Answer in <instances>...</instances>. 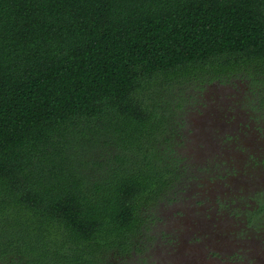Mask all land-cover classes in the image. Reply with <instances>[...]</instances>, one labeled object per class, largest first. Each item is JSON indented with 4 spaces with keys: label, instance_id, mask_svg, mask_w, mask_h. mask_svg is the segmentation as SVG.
<instances>
[{
    "label": "trees",
    "instance_id": "obj_1",
    "mask_svg": "<svg viewBox=\"0 0 264 264\" xmlns=\"http://www.w3.org/2000/svg\"><path fill=\"white\" fill-rule=\"evenodd\" d=\"M214 84L264 119V0H0V264H133Z\"/></svg>",
    "mask_w": 264,
    "mask_h": 264
},
{
    "label": "rangeland",
    "instance_id": "obj_2",
    "mask_svg": "<svg viewBox=\"0 0 264 264\" xmlns=\"http://www.w3.org/2000/svg\"><path fill=\"white\" fill-rule=\"evenodd\" d=\"M241 89L242 91L239 94V92L228 88V86H220L218 84L211 85L207 88L203 104L199 107V110L196 111L192 108L190 112L192 115L190 123L185 126L187 139L183 142L180 151L188 157V167L192 174L205 176L203 167H210L216 163L217 171L221 174L224 172L232 174L234 171V175L237 176L235 177L236 180L234 179L236 183H242L241 180L245 178L243 175L247 173L246 176L248 179L254 180L258 186L255 191L261 192L264 196V182H262L264 180V167L252 172H250L251 170L249 172L242 170L243 168L247 170L251 162L248 154L250 153L249 146L252 144V138L249 135L252 129L250 128L248 131H244L248 135L247 139L238 136L235 144L225 142L222 147L219 146L218 140L212 137V131L217 137L220 135V132H228V128L230 127L228 121L230 119H233L234 122L236 119L244 117L250 123L256 121V113L248 103L247 93L244 88ZM194 102L197 104V100ZM209 133L210 137L207 136ZM222 136L224 137V135ZM237 156L240 160H236ZM255 156L261 160L260 158L263 156L262 151ZM194 164H198V166L200 164L202 165L200 172V167L198 168ZM238 177H240V181L237 180ZM210 185L212 184L209 183L208 179L199 178V180L194 181L189 186V193H187L189 197L185 201L178 205L161 206V216L167 221H156L154 223L153 229L150 232V240L143 244V253L138 255L137 258L135 257L134 260H131L133 264H191L189 262L192 258H195L193 264H219V261L216 259L217 257L224 260L222 264H227L232 261H235L236 264H264L263 261L259 260V255L250 257L248 255L249 253L246 254L248 249L245 246L239 247L238 250L240 252L238 253L240 254L239 256H234V260H231V256L235 253V247L225 253L218 246L214 247L210 243H204L199 247L198 253L191 251V247L198 245L196 242L190 240L189 229H185L182 226L184 220L179 219L176 213L181 212L179 214L198 216L206 211H210L211 204L205 201L206 194H212V187ZM178 193L174 195L175 199L178 197ZM259 197L261 196L259 195ZM198 201L202 203H198ZM247 202L249 203V201ZM231 208L223 204L220 211L228 212ZM251 208H256V202L247 205L245 210H250ZM221 212L212 204V214ZM246 215L244 213L241 215L240 219L243 222ZM235 230L245 233L243 225H237ZM186 233H188V236ZM256 235L252 234L250 240L252 241ZM164 236L166 237L164 238ZM238 244H241V242L238 241ZM247 244L249 243H245L244 245L247 246ZM259 249H261L260 246L255 248L257 253H261V251H258ZM233 251L234 253H232ZM242 255L246 257H241ZM252 255H254V250ZM139 256L145 258L146 263L139 262L137 260ZM210 256H214L212 263H208L207 261ZM262 260H264V257Z\"/></svg>",
    "mask_w": 264,
    "mask_h": 264
},
{
    "label": "flooded vegetation",
    "instance_id": "obj_3",
    "mask_svg": "<svg viewBox=\"0 0 264 264\" xmlns=\"http://www.w3.org/2000/svg\"><path fill=\"white\" fill-rule=\"evenodd\" d=\"M218 85L228 86V88L239 92V94L241 93L240 91H237L231 84ZM262 120L264 119L260 118V115L257 112L256 121L252 123L245 120L244 117H240V119H236L234 122L233 119H230L228 121V124H230V127L228 128L229 131L225 133L220 132V135L218 137L221 138H218L216 135H214L212 131V137L215 140H218L219 146L222 147L225 142H232L235 144L238 140V136L247 139L248 135H246L244 131H248L250 128L252 129V132L249 134L252 138V144L249 146L250 153L248 154L251 162L250 166H248V169L245 170V168H243V171L249 172L251 170L250 172H252L254 170H257L258 168L264 167V121ZM183 130L185 131V127H183ZM222 135H224V137ZM207 136L210 137V133L207 134ZM260 151H262L263 155L260 158L261 160H259L258 157L256 158L255 156ZM236 160H240V158L237 156ZM215 164H212L210 167H203L205 176H196L195 174H192L190 170V177L187 180V186L180 189L178 197L176 199L174 198L175 200L171 204L167 203L166 205H178L181 202L185 201L189 197L187 193H189L188 188L191 183L199 180V178L208 179L209 183L212 184L210 185V187H212V194L207 193L205 201L206 203L211 204L210 211H206L205 213L198 216L179 214L181 212L176 213V215L179 216V219L181 218L184 220L182 226L185 229H189V235L191 237L190 240L196 242L198 245L191 247V251L193 253H198L199 247L204 243H210L214 247L218 246L219 248L223 249L222 251H224L225 253L235 247V253L233 251L232 253H234V255L231 256V260H234V256H239L240 254L238 253L240 252L238 250L239 247L245 246V248L248 249L246 251V254L249 253L248 255L250 257L259 255V260L263 261L264 263V260H262V258L264 257V212L259 211L260 207L264 203V196L261 192L255 191L258 186L255 184L254 180L248 179V177L246 176L247 173L243 175L245 176V178L241 180L242 183H236L235 177L237 176L234 175V171L232 172V174L228 172H224L223 174H221L217 171ZM194 166H197L198 168L200 167V172L202 165L200 164V166H198V164H194ZM237 180L240 181V177H238ZM262 182H264V180H262ZM259 195L261 197H259ZM247 201H249V203ZM254 202H256L255 209L251 208L250 210H245L247 205ZM198 203L202 202L198 201ZM212 204L216 206V209H219V212H221L220 208L223 206V204L228 208H232L228 212L212 214ZM242 213L247 214L243 219L244 222L242 221V219H240ZM158 215L161 219L159 220L160 222L167 221L164 217L161 216V211ZM237 225H243L245 233L243 231H236L235 228L237 227ZM252 234L257 235L251 241L250 236ZM186 235L188 236V233H186ZM165 237L166 236H164V238ZM238 241H240L241 244H238ZM244 242L249 244H247L246 246L244 245ZM258 246L261 247V249L258 250L261 251V253H257V250H255V248H257ZM249 249H251V251H249ZM253 250L254 255H252ZM241 257L246 256L242 255ZM213 258L214 256H210L207 259L208 263H212ZM216 259L217 261H219V264H222L224 262V260L220 259L219 257H217ZM194 261L195 258H192L189 263L193 264ZM227 264H236V262L232 261Z\"/></svg>",
    "mask_w": 264,
    "mask_h": 264
}]
</instances>
